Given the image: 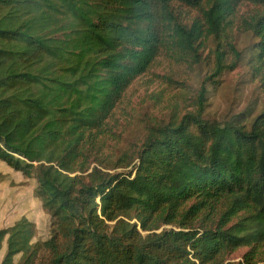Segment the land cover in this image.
I'll return each instance as SVG.
<instances>
[{"label": "trees", "instance_id": "trees-1", "mask_svg": "<svg viewBox=\"0 0 264 264\" xmlns=\"http://www.w3.org/2000/svg\"><path fill=\"white\" fill-rule=\"evenodd\" d=\"M247 2L264 79V0H0V161L34 180L50 218L45 238L25 213L1 227L0 264H264V112L205 119L202 85L196 111L145 123L136 150L113 142L127 88L159 55L200 63L213 36L206 79L242 60L220 39Z\"/></svg>", "mask_w": 264, "mask_h": 264}, {"label": "rangeland", "instance_id": "rangeland-1", "mask_svg": "<svg viewBox=\"0 0 264 264\" xmlns=\"http://www.w3.org/2000/svg\"><path fill=\"white\" fill-rule=\"evenodd\" d=\"M178 8L187 22L200 15L199 10L185 5L179 4ZM254 8L248 2L241 4L226 27L225 37L220 39L227 63L233 60L229 43L242 52V60L233 69L224 70L214 80L206 79L213 71V50L218 41L213 36H207L201 39L200 63L192 57L178 59L161 54L147 72L130 84L114 115L118 135L113 142L117 154L134 151L140 146L145 123L147 125L160 118L168 120L172 116L196 111L202 85L206 89L205 119L224 122L241 113V119L248 124L254 116L264 112V79L247 60L253 40L249 32L242 31L239 25L241 17ZM132 164L119 170L128 171ZM34 184L33 179L24 177L21 172L0 161V224L6 225L25 213L35 222L38 237L45 238L49 232L50 218L34 196ZM245 250H237L231 260H239ZM3 252L4 248L0 252V262Z\"/></svg>", "mask_w": 264, "mask_h": 264}, {"label": "crops", "instance_id": "crops-1", "mask_svg": "<svg viewBox=\"0 0 264 264\" xmlns=\"http://www.w3.org/2000/svg\"><path fill=\"white\" fill-rule=\"evenodd\" d=\"M13 222V221H12ZM12 222H10V223H12ZM6 223H7V221H6ZM10 223H7L6 225H4V224H0V228L1 227H5V226H7L8 224H10ZM1 252V251H0Z\"/></svg>", "mask_w": 264, "mask_h": 264}]
</instances>
